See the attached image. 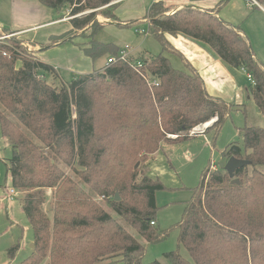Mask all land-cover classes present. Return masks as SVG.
<instances>
[{"label":"trees","instance_id":"obj_1","mask_svg":"<svg viewBox=\"0 0 264 264\" xmlns=\"http://www.w3.org/2000/svg\"><path fill=\"white\" fill-rule=\"evenodd\" d=\"M123 1L37 0L58 20L67 15L70 26L40 49L70 43L81 32L78 37L87 40L83 53L92 61L117 58V46L95 37L107 25L140 32V22H122L115 15ZM97 15L105 22L94 20ZM144 19L148 36L161 48L156 57L118 60L66 83L21 41L0 42V132L12 150L6 174L11 189L22 195L34 244L19 264H142L144 247L111 213L149 244L177 231V250L163 256L170 264H190L179 247L193 264H264V127H244L242 145L226 147V161L248 162L232 178L211 166L203 171L180 221L170 229L159 230L155 218V195L165 188L140 169L161 144L200 135L191 133L211 120L201 134L213 130L216 136L233 109H240L209 96L190 67L188 72L174 69L164 53L175 51L164 35H180L208 48L223 64L242 69L253 80L249 96L263 119L264 66L244 32L212 12L191 5L171 10L159 2ZM14 34L0 30V37ZM49 78L59 84H49ZM18 249L13 245L9 257Z\"/></svg>","mask_w":264,"mask_h":264},{"label":"rangeland","instance_id":"obj_2","mask_svg":"<svg viewBox=\"0 0 264 264\" xmlns=\"http://www.w3.org/2000/svg\"><path fill=\"white\" fill-rule=\"evenodd\" d=\"M0 2L3 6V12H0V18L6 21L11 15L9 4L6 0H0ZM65 14H67V11ZM66 16L67 15H65L63 19L65 22H68L69 18ZM94 20L101 24L105 22V19L100 15H97ZM254 20L255 30L253 31H255L257 35L252 34L253 37H255L252 41H254L255 44L257 43L256 47L261 55L259 61L264 66V16L260 17L255 15L253 17V21ZM142 29L146 31L145 25H142ZM128 30L127 28H118L114 25H109L96 35L95 40L102 44H113L119 48H124L122 45L128 42L123 40L125 37L120 38L119 36L124 33L127 34ZM90 33L91 32L87 30L85 34L87 35ZM75 35H77L76 39L78 42L87 45V40L78 37L81 35V32H77ZM142 37V35L138 36V40L132 45L128 44L130 45L129 49L125 50L131 55L141 54L144 59L156 57L159 54L158 43L150 37L144 39ZM16 40H19V38H17L15 34L0 37V42L5 44H13V41ZM22 44L27 52L31 51L27 45L23 42ZM137 48H139V50H137ZM48 51H51V49H46L44 52ZM48 54L49 53H46V55ZM164 56L169 59L174 69L182 70V66L178 59L168 54H164ZM103 60H105V58L101 57L94 60V69H97L98 65L102 63ZM59 73L62 78L60 81L63 83L69 82L74 77L79 76H74L75 74H71L66 70H61ZM47 82L53 86L59 84V82L53 81L51 78H49ZM227 104L231 106L236 105L234 102H229ZM239 108L238 111L233 109L216 136L213 130H209L205 135L201 134L206 128L211 127L212 124L208 127H204L205 125L199 126L193 132L196 135H200L190 137L177 143H174V141L168 142L167 144L163 143L157 153L147 162V165H140L141 171L144 172L147 177L153 180L157 179L165 188L156 193L157 211L155 218L159 230L170 229L180 221L181 215L191 199L192 191L199 185L202 173L208 166L214 164L216 169L224 170L228 160L226 161L223 158V153L230 144L242 145V129L244 127H264V119L258 112L250 96L248 98L244 96V101L240 104ZM0 110L2 111L1 108ZM7 117L24 135L39 146L38 141L31 136L25 128L19 125L11 116L7 115ZM169 138L172 140L175 139L174 136H170ZM11 157V147L1 136L0 132V264H19L31 254L32 248H30V245L33 244V235L20 204L22 195L15 192L12 201L6 199L9 196L8 190L11 189V182L9 176L6 174V165ZM66 172L76 179L74 174L68 170H66ZM84 188L86 189V187ZM47 194L48 199L51 198V191H48ZM103 206L107 211L105 205ZM111 216L144 247L145 252L142 264H151L155 261L160 264H170L163 256L165 253L177 250V231L172 230L164 240L156 244H149L141 239L134 230L127 227L115 214L111 213ZM17 243L19 244V249L14 254V257L11 258L8 255V251ZM179 254L190 264H193L188 253L182 247H179Z\"/></svg>","mask_w":264,"mask_h":264},{"label":"crops","instance_id":"obj_3","mask_svg":"<svg viewBox=\"0 0 264 264\" xmlns=\"http://www.w3.org/2000/svg\"><path fill=\"white\" fill-rule=\"evenodd\" d=\"M6 2L9 4L11 15L6 21L0 18V30L7 29L14 32L16 37L34 52V58L52 66L60 79H62L59 73L61 70L75 74L74 76L100 71L110 58L107 55L101 57L105 60L98 65L97 69H94L93 61L83 53V44L78 42L77 39L63 45H55L52 47L53 49L50 48L51 51L44 52L45 49H40V46L48 44L51 37L68 31L70 28L68 22H65L64 19L58 20L52 11L42 7L37 0H6ZM159 2H162L171 10L191 5L214 13L223 22L239 27L249 39L255 57L258 60L261 59L256 47L257 43L255 44L252 41L255 39L252 34L257 35L253 31L255 30L253 17L255 15L264 16V3L259 2L262 7L258 8L249 7L242 0H124L117 7L115 15L122 22H140L141 25L138 29L145 30L142 29V25H145V32H147V21L144 19L146 13L151 5ZM0 9H2L0 12H3L2 4H0ZM128 29L127 34L124 33L119 36L120 38L125 37L123 40L128 42L122 45L124 48L118 47L119 53L125 51V49L128 50L130 46L128 44H134L138 40V36L142 35L137 33L135 28ZM142 36L143 39L149 37L148 35ZM164 38L175 51V53L164 54L178 59L182 71L188 72V67L193 69L203 81L209 96L219 98L227 103L234 102L236 105L242 104L244 96L249 97V87L252 84L248 80V75L242 69H234L223 64L208 48L202 47L180 35H164ZM126 52L128 59L135 61L144 59L141 54L131 55L128 51ZM160 52L161 48L159 46ZM46 53L49 54L46 55Z\"/></svg>","mask_w":264,"mask_h":264},{"label":"built area","instance_id":"obj_4","mask_svg":"<svg viewBox=\"0 0 264 264\" xmlns=\"http://www.w3.org/2000/svg\"><path fill=\"white\" fill-rule=\"evenodd\" d=\"M242 1H244L249 7H258V8H261V7H262V6L260 5V3H259L257 0H242ZM139 33L142 34V35H145V36L148 35L147 32H145V31H141V30H140ZM127 59H128V54H127L126 50H125V51H121V52L119 53V55H118L117 58H116V57H110V58L107 60V62L105 63V65H104V67L102 68V70L108 68L110 65L114 64V63H115L116 61H118V60H120V61H125V60H127ZM137 65L140 66L139 63H137ZM248 80L250 81V83H251L252 85L254 84V83H253V80L251 79L250 76H248ZM191 135H194V132H192ZM211 169H212V170H216L214 164H211ZM8 193H9V194H8L9 196H8L6 199L12 201V200H13V196L15 195V191L12 190V189H9V190H8ZM151 224L153 225L154 223H151Z\"/></svg>","mask_w":264,"mask_h":264},{"label":"water","instance_id":"obj_5","mask_svg":"<svg viewBox=\"0 0 264 264\" xmlns=\"http://www.w3.org/2000/svg\"><path fill=\"white\" fill-rule=\"evenodd\" d=\"M206 127H208V126H206ZM247 164H248V162H246V161H242V160H237V159H234V158H230L227 161V163H226V165L224 167V171L227 172L229 174V176L232 178L233 175H234V172L237 169H239V168H241L243 166H246ZM233 183L234 184H238V180L233 181ZM114 200L116 202L120 200L118 194L115 195V199ZM30 248H32V250H33L34 249V245L31 244L30 245Z\"/></svg>","mask_w":264,"mask_h":264},{"label":"bare ground","instance_id":"obj_6","mask_svg":"<svg viewBox=\"0 0 264 264\" xmlns=\"http://www.w3.org/2000/svg\"><path fill=\"white\" fill-rule=\"evenodd\" d=\"M214 120H211L210 122L206 123L204 127L206 126H210L211 124H213Z\"/></svg>","mask_w":264,"mask_h":264}]
</instances>
